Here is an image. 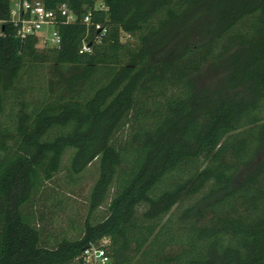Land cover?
I'll return each mask as SVG.
<instances>
[{
    "label": "trees",
    "instance_id": "trees-1",
    "mask_svg": "<svg viewBox=\"0 0 264 264\" xmlns=\"http://www.w3.org/2000/svg\"><path fill=\"white\" fill-rule=\"evenodd\" d=\"M36 1L77 19L4 24L0 264H264V0Z\"/></svg>",
    "mask_w": 264,
    "mask_h": 264
},
{
    "label": "built area",
    "instance_id": "built-area-1",
    "mask_svg": "<svg viewBox=\"0 0 264 264\" xmlns=\"http://www.w3.org/2000/svg\"><path fill=\"white\" fill-rule=\"evenodd\" d=\"M76 19L65 5L47 10L36 0H11L8 22L0 20V37L5 35L4 24L7 23L12 25L16 38L32 37L37 49L48 50L60 44L58 24L74 23ZM84 22H88V18ZM83 50L88 51V48L83 47ZM110 246L111 241L106 237L88 244L81 254V264H111Z\"/></svg>",
    "mask_w": 264,
    "mask_h": 264
},
{
    "label": "rangeland",
    "instance_id": "rangeland-1",
    "mask_svg": "<svg viewBox=\"0 0 264 264\" xmlns=\"http://www.w3.org/2000/svg\"><path fill=\"white\" fill-rule=\"evenodd\" d=\"M13 1V0H12ZM97 7H102L101 4L97 3ZM126 40V38H125ZM212 81V77L210 75H207L205 78H203L201 80V83L202 84H209L210 82ZM247 172H244L243 174H246ZM95 174H96V171H95V165H92L91 167L88 168V170L84 173V178H83V187L80 188L81 189V193L84 195L86 194V190H87V187L88 185L92 182V180L95 178ZM78 200L76 201V203L78 204V206L80 208H83V205H82V199L81 198H77Z\"/></svg>",
    "mask_w": 264,
    "mask_h": 264
},
{
    "label": "crops",
    "instance_id": "crops-1",
    "mask_svg": "<svg viewBox=\"0 0 264 264\" xmlns=\"http://www.w3.org/2000/svg\"><path fill=\"white\" fill-rule=\"evenodd\" d=\"M11 1V0H10Z\"/></svg>",
    "mask_w": 264,
    "mask_h": 264
}]
</instances>
